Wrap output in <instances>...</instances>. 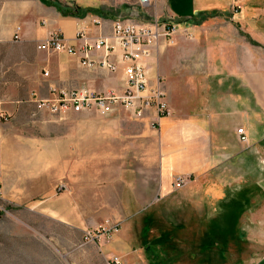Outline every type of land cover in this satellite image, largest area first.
I'll return each instance as SVG.
<instances>
[{
    "label": "crops",
    "instance_id": "obj_1",
    "mask_svg": "<svg viewBox=\"0 0 264 264\" xmlns=\"http://www.w3.org/2000/svg\"><path fill=\"white\" fill-rule=\"evenodd\" d=\"M55 1L80 15L66 16L48 4ZM45 2L0 0L2 203L77 235L101 233L68 246L50 235L47 264H109L114 258L152 264L145 252L148 225L136 219L192 188L178 187L177 177L187 183L207 175L215 215L193 223L205 227L202 264H214L207 258L213 238L221 264H234L224 237L257 254L249 263L264 264V66L258 51L264 0H154L144 9L139 0ZM116 20L178 26L173 43L160 46L147 70L152 81L162 79L170 115L153 128L152 111L137 118L121 108L106 114L37 110L33 95L50 98L52 89L124 91L119 49L111 58L116 72L84 67L80 54L38 49L56 31L76 48L80 31L91 40L110 38ZM240 128L247 144L239 142Z\"/></svg>",
    "mask_w": 264,
    "mask_h": 264
},
{
    "label": "rangeland",
    "instance_id": "obj_2",
    "mask_svg": "<svg viewBox=\"0 0 264 264\" xmlns=\"http://www.w3.org/2000/svg\"><path fill=\"white\" fill-rule=\"evenodd\" d=\"M258 51L261 67H263L264 45L259 46ZM211 182L210 176L207 175L198 181L192 178L187 183H178V187L188 184V187L192 188L178 190L136 219L140 223L145 221L148 225L144 236L148 242L145 250L150 244L158 243L157 254H161L167 264H192L188 262L191 256H193L194 264L205 262V248L201 250L204 244L201 241V235H203L205 227L200 228L198 224L193 223L200 217L212 219L215 215L216 209L212 203L214 198L210 190ZM2 207L5 211L0 212V264H47L48 247L46 242H50L49 236L52 234L57 242L62 241L65 246H68L70 241L74 242L76 239L89 241L101 234L90 232L86 233L88 236H82L80 233L77 235L63 225L45 220L36 214L32 213L27 216L20 210V207H13L14 212H10L11 207L4 202ZM115 226H112L114 227L112 233L118 231V227ZM231 229L228 234L231 233ZM166 234L169 237L163 240L162 238ZM228 236L230 238V235ZM211 241H208L209 246L207 247V253H209L207 258L209 257L211 261L208 263L221 264L222 262L217 259V253H215L216 245L211 247ZM227 244L224 247L225 252L229 253L228 262L230 263L237 264L241 261L244 264H251L249 262H253L254 255L257 256L250 252L249 247L237 245L235 240L231 239ZM154 250L151 247L150 253H153ZM66 252L64 251V253ZM203 260L204 262H202Z\"/></svg>",
    "mask_w": 264,
    "mask_h": 264
},
{
    "label": "built area",
    "instance_id": "obj_3",
    "mask_svg": "<svg viewBox=\"0 0 264 264\" xmlns=\"http://www.w3.org/2000/svg\"><path fill=\"white\" fill-rule=\"evenodd\" d=\"M141 7L148 8L154 5V0H139ZM100 26L101 21H96ZM176 24L161 20L144 23H132L125 20H116L111 29V37L104 35L96 39H89L83 31L78 32L77 39L82 41V46L76 48L70 45L60 31L50 35L39 47V50L48 52H61L68 55H81V64L84 67L105 69L116 72L118 64L111 61L117 49L121 51L119 63L124 65L126 88L121 92H91L83 90H50V98H40L33 95V102L39 111L47 110L51 114L83 113L97 111L109 113L117 108L132 111L137 118H143L146 113L152 111L154 116L150 119L152 127L159 126L163 117L170 115L166 103V92L161 78L152 81L148 78V62L161 45H171L177 34ZM93 53L102 54L100 59H92ZM46 75V74H45ZM241 144H247L248 139L242 128L236 131ZM178 183H186L184 179L177 177ZM2 207V185H0V212ZM117 231V230H115ZM109 264H120L117 258Z\"/></svg>",
    "mask_w": 264,
    "mask_h": 264
},
{
    "label": "trees",
    "instance_id": "obj_4",
    "mask_svg": "<svg viewBox=\"0 0 264 264\" xmlns=\"http://www.w3.org/2000/svg\"><path fill=\"white\" fill-rule=\"evenodd\" d=\"M42 1L44 3H47V2H45V0H42ZM48 4H51L52 6H56L66 16H70V15H72V16H79L80 15V14L75 13L74 10H72V9L65 8L64 6H62L60 3L56 2V1L53 2V3L52 2L51 3H48ZM86 11H88V10H86ZM168 237H169V235L166 234V236H164L162 239L164 240L165 238H168ZM224 238H225V241H224V245L223 246L227 245V243L229 241L227 237H224ZM215 242H217V241L215 240V238H213V240L210 242V244H211L210 246L211 247L214 246L216 244ZM157 244L158 243H152V244H150L146 248L145 252L148 255L149 260L152 262V264H167L166 259L163 256H161V254H157V251H156ZM151 247L155 249L153 253H150L151 252ZM159 259H161V260L159 261Z\"/></svg>",
    "mask_w": 264,
    "mask_h": 264
}]
</instances>
